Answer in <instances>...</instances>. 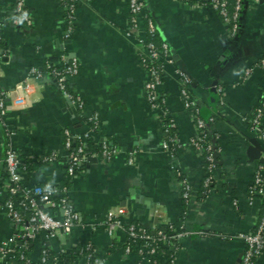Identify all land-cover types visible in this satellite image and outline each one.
<instances>
[{
	"label": "crops",
	"instance_id": "obj_1",
	"mask_svg": "<svg viewBox=\"0 0 264 264\" xmlns=\"http://www.w3.org/2000/svg\"><path fill=\"white\" fill-rule=\"evenodd\" d=\"M24 5L30 24L12 25V2L0 0V90L22 82L31 67L56 66L64 56L77 62L70 90L83 101V108L76 110L44 76L35 102L19 110L5 104L0 131L4 126L12 131L9 141L20 164L26 165L22 180L40 186L66 183L76 212L69 234L48 239L38 234L27 242L30 262L39 264L45 247L57 256L88 242L99 264H138L134 252L122 250L123 231L108 235L102 226L108 212L124 207L127 221L168 230L171 236L183 233L164 245L173 256L172 264H237L244 250L237 235L253 229L262 204L261 197L247 202L258 164L248 155L252 140L264 160V140L250 129L247 119L264 91V65L257 64L264 59V0L241 1L234 32L207 0H143L142 17L152 21L156 39L166 43L171 58L158 86L177 139L170 151L160 147V114L145 99L147 73L138 60L144 38L142 17L137 31L124 34L129 27L127 0L77 1L70 31L60 0H24ZM177 70L191 80L190 95L199 116L208 121L207 137L215 147L207 192L201 152L188 145L196 131L180 98ZM88 116L95 117L97 127L83 142L104 141L117 152L109 160L87 157L66 182L63 132L73 138L82 135L89 128ZM261 124L264 128V111ZM1 142L0 134V146ZM130 151L134 153L129 164ZM49 153L56 158L43 161ZM262 178L264 188V170ZM180 179L189 188L185 202ZM5 195L3 180L0 244L16 231L3 207ZM165 255L161 252L156 264H166ZM0 264L18 261L0 257ZM253 264H264V249Z\"/></svg>",
	"mask_w": 264,
	"mask_h": 264
},
{
	"label": "built area",
	"instance_id": "obj_2",
	"mask_svg": "<svg viewBox=\"0 0 264 264\" xmlns=\"http://www.w3.org/2000/svg\"><path fill=\"white\" fill-rule=\"evenodd\" d=\"M12 2L13 15L10 19L12 25H29L30 17L25 8L24 0H10ZM79 0H60L65 11V23L68 31L71 29V22L74 17L75 5ZM210 7L218 15L221 22L234 32L237 28V19L241 8L242 0H232V7L229 9V0H207ZM143 0H127V11L129 15V27L125 35L129 36L132 32L138 30V20L142 17ZM144 20V38L142 40V51L138 60L142 68L147 73V79L143 88L145 99L151 109L158 111L161 118L162 139L160 147L164 151H170L177 146V139L173 132L174 123L167 116L164 107V98L158 93V86L161 83L163 66L171 63L167 45L164 42L155 43L153 36L155 34L152 21L147 17ZM2 23L0 22V25ZM2 47L0 45V51ZM257 64L264 65V59H260ZM77 72V62L75 58L62 57L59 65L53 66L45 63L44 70H38L31 67L26 78L16 83L11 89L0 90V121L5 113V104L11 109L19 110L28 107L40 97L39 87L40 80L46 76L51 79L57 89L64 95L76 110L83 108L81 97L70 90V78ZM246 69L244 74H248ZM179 81V94L183 107L190 111L193 119L195 135L190 137L188 145L197 151L204 152L206 163V176L203 179V189L208 191L211 181L210 171L215 164V147L207 137L206 127L207 120L201 118L195 101L190 95L189 89L191 80L181 71H176ZM31 85L33 91L31 90ZM219 90L218 87H216ZM264 111V91L257 105L253 108L250 117L247 119L249 127L260 139L264 140V128L261 124V118ZM91 126L88 131L82 135L72 137L67 130L63 132V146L66 151L65 159V176L73 175L74 168L87 157L100 156L104 160H109L117 150L102 141L99 143V153L84 156L81 144L88 137V132L97 127V121L94 116H88L86 119ZM6 141L2 162L5 171V199L3 207L7 216L15 227V233L9 236L0 244V257L4 260L16 258L18 264H32L28 257L24 255L26 244L32 241L38 234H42L45 239L52 238L56 234H69L75 225L76 212L67 197V184L63 183L60 187L54 185L40 186L28 185L21 178V171L24 169L19 161L17 152L13 149L9 137L12 131L4 126ZM71 140L77 141L74 150L69 151L70 145L74 144ZM133 151L128 153L127 162H132ZM56 158L54 153H49L42 157L43 161H52ZM264 170V161H258L257 168L253 174L251 184L247 188V202L251 204L255 197H261V211L258 219L250 232L239 233L244 244L243 254L237 264H253L254 260L261 254L264 249V188L262 171ZM65 177L66 182L68 179ZM181 198L185 202L188 198L189 188L185 179H180ZM56 196L57 198L55 199ZM233 205L235 202L233 201ZM28 211L26 217L23 212ZM55 211V212H53ZM60 214H59V213ZM104 231L109 235L117 229L124 233V245L122 250L125 253L134 252L139 261L138 264H156L161 254L157 250L158 245H167L170 238L181 236L183 233L178 232L172 236H167L160 229H152L149 235L145 228L139 226L133 221H127L124 207H117L115 211L108 212L102 222ZM21 241L20 245L16 242ZM133 246V248L131 247ZM44 248L41 250L40 261H43ZM166 264H172V254L165 255Z\"/></svg>",
	"mask_w": 264,
	"mask_h": 264
},
{
	"label": "trees",
	"instance_id": "obj_3",
	"mask_svg": "<svg viewBox=\"0 0 264 264\" xmlns=\"http://www.w3.org/2000/svg\"><path fill=\"white\" fill-rule=\"evenodd\" d=\"M228 7L229 9H231L232 7V0H229L228 2ZM153 41L155 43H159L160 41H158L155 37V34L153 36ZM44 70V67L41 69V71ZM202 118V117H201ZM204 119V118H203ZM87 122V125L88 126H91V124ZM174 132V130H173ZM206 132V131H205ZM0 134H1V146H0V159H1V162H2V158H3V154H4V148H5V141H6V133L4 131V129H2L0 131ZM72 142H74V144L70 145L69 147V151H72L74 150V148L76 147L77 145V141H73L71 140ZM211 142V140H210ZM212 143V142H211ZM213 144V143H212ZM82 148H83V152H84V156H88L89 154H93V153H96L98 154L99 153V150H100V145H96V144H93V143H90L89 141H84L82 144H81ZM18 155V158L20 160V156L19 154L17 153ZM201 155H202V158H203V163L205 164V168H206V163H205V160H204V152L201 151ZM84 162H81L80 164H82ZM79 164V165H80ZM1 165V168H2V171L0 173V185L2 184L3 180L5 181V171H4V165H3V162L0 164ZM66 165V164H65ZM74 168V172L73 174L78 170V167ZM21 166L24 168H26V165L24 163L21 164ZM64 171H65V166H64ZM65 173V172H64ZM73 176V175H72ZM72 176L70 177H66L67 179H70ZM61 185H63V183H59V184H56L54 186L56 187H60ZM55 199L57 198L56 196H54ZM262 208V207H261ZM261 211V209H260ZM27 212L28 211H25L23 212V216L26 217L27 215ZM134 222V221H133ZM136 223V222H134ZM146 229V228H145ZM149 235L151 236H154L152 234V230L150 229H146L145 230ZM163 231V230H162ZM167 236H171L169 234V231L168 230H164L163 231ZM174 241L173 238H170L169 239V244ZM124 245V240L122 242V247ZM131 247L133 248V246L131 245ZM157 250H159L160 252L164 253V254H169L170 252L168 251V248L165 247V246H161V245H158V248ZM27 250L24 251V255L27 256V253H26ZM38 263L39 264H99V261H98V258L95 254V252L93 251V248L92 246L88 243V242H81L79 243L76 247H73L72 249L70 250H67V251H64V252H61L59 253L57 256L53 255L46 247L44 248V254H43V261L41 262L40 261V258L38 259Z\"/></svg>",
	"mask_w": 264,
	"mask_h": 264
},
{
	"label": "water",
	"instance_id": "obj_4",
	"mask_svg": "<svg viewBox=\"0 0 264 264\" xmlns=\"http://www.w3.org/2000/svg\"><path fill=\"white\" fill-rule=\"evenodd\" d=\"M1 53V52H0ZM248 155L251 158H257L258 161L263 162L264 160L261 157H258V143L255 140L251 141V146L248 148Z\"/></svg>",
	"mask_w": 264,
	"mask_h": 264
}]
</instances>
